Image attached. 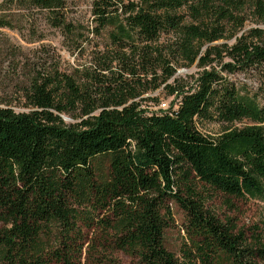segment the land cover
Returning <instances> with one entry per match:
<instances>
[{"label": "trees", "instance_id": "1", "mask_svg": "<svg viewBox=\"0 0 264 264\" xmlns=\"http://www.w3.org/2000/svg\"><path fill=\"white\" fill-rule=\"evenodd\" d=\"M63 4L0 0V27L20 31L12 9L34 8L66 27ZM92 13L109 51L91 54L83 76L28 64V110L0 106V264H119L115 252L137 264H264L262 235L217 218L201 188L264 200V103L223 75L264 69V28L236 36L247 13L264 25V0H98ZM192 65L202 70L190 82H168ZM159 88L170 105L144 108ZM209 121L215 136L197 126ZM170 203L186 217L178 255L164 240Z\"/></svg>", "mask_w": 264, "mask_h": 264}, {"label": "rangeland", "instance_id": "2", "mask_svg": "<svg viewBox=\"0 0 264 264\" xmlns=\"http://www.w3.org/2000/svg\"><path fill=\"white\" fill-rule=\"evenodd\" d=\"M63 1L60 18L65 21L66 27L54 26L50 14L38 8L32 10L12 9L15 12L13 17L15 23L21 24L20 31L0 27V98L2 100L0 106L5 105L7 101L15 111L28 110L24 100L20 98V86L29 70L28 64L34 65V75L36 72L57 67L61 72L73 76H83L85 69L90 67L91 54L98 50L109 51L112 47L108 29H96L97 23L92 10L98 0ZM110 1L115 6L120 1L126 4L130 0ZM254 26L264 28V25L256 24L247 13V19L236 36ZM68 29L72 30L71 33L67 31ZM165 39L166 35H162L161 41ZM234 39L232 37L219 40L214 44L227 43L230 45L234 43ZM75 43L80 46L79 49L75 48ZM224 60L227 58L224 57ZM201 70L202 68L196 65L180 67L168 82H172L175 78H179L184 83L190 82ZM223 75L239 94H247L260 104L264 103V69L250 68L231 74L223 73ZM144 96L157 99V101L147 100L142 103V106L148 110H156L161 106V103H165V106L168 107L173 99V96L166 95L161 88ZM62 118L67 124L77 121L68 115ZM246 122L247 120L244 119L237 125ZM197 126L202 133L211 136L217 135L221 128V125L214 121L199 122ZM201 188L204 189L203 193L207 196L206 208L217 218L225 220L228 217L237 228H242L247 234L255 231L264 238V200L237 198L215 192L206 186ZM169 205L172 211V220L170 226L165 230L164 240L168 249L178 255L184 241L183 227L186 217L175 204L170 203ZM111 257L118 258L119 264H137L135 258L122 253L115 252Z\"/></svg>", "mask_w": 264, "mask_h": 264}, {"label": "built area", "instance_id": "3", "mask_svg": "<svg viewBox=\"0 0 264 264\" xmlns=\"http://www.w3.org/2000/svg\"><path fill=\"white\" fill-rule=\"evenodd\" d=\"M160 105L161 106L159 108H161V109H165L166 108L165 103H161Z\"/></svg>", "mask_w": 264, "mask_h": 264}]
</instances>
